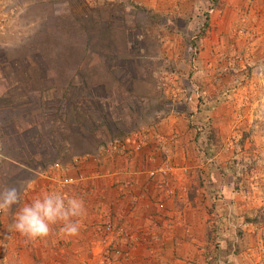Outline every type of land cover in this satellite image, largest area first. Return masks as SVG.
<instances>
[{"label":"rangeland","instance_id":"374dc122","mask_svg":"<svg viewBox=\"0 0 264 264\" xmlns=\"http://www.w3.org/2000/svg\"><path fill=\"white\" fill-rule=\"evenodd\" d=\"M40 177L34 199L85 201L78 261L145 264L171 236L213 264H264V0H195L184 17L0 0V190L22 201Z\"/></svg>","mask_w":264,"mask_h":264},{"label":"crops","instance_id":"0c3cea01","mask_svg":"<svg viewBox=\"0 0 264 264\" xmlns=\"http://www.w3.org/2000/svg\"><path fill=\"white\" fill-rule=\"evenodd\" d=\"M121 0H102L105 5H110L111 8L114 6L115 3H119ZM128 1L130 4H143L146 6H155L156 9L162 11H169L170 14L173 16L175 13L181 17H184L187 13L191 14V5L194 4L195 0H124ZM176 2L179 3V6L176 7ZM185 6L187 8H185ZM181 11V12H179ZM255 13V11L253 10ZM181 13V15H180ZM228 18L225 22L226 25H231L233 23L232 17L230 16L235 15L233 11H230L229 14L227 13ZM113 20V19H112ZM160 132L159 136L164 137L166 136L169 131L170 124L169 122H162L157 124ZM163 129V131H162ZM152 130V129H151ZM154 131V130H153ZM152 131V132H153ZM156 132V131H154ZM153 132V133H154ZM162 132V133H161ZM138 169V168H137ZM139 170V169H138ZM144 171V170H143ZM142 171H138L133 174L132 179L138 178L137 188L139 189L142 185L143 181L141 180L144 178V174L141 173ZM42 177L35 178L25 183L27 190V195L25 196L26 199L20 201V206L17 205L16 208L13 210L10 209L8 212H12L11 216L7 215L6 210H0V264H51L52 259L51 255H64L69 254L71 259L69 260L70 264H88L87 260L85 261H78V256L81 257L82 255L85 256L86 253L82 252L86 246L84 240H82V236H74V237H66L61 234L59 230L58 224L53 226V232L46 238H37V239H30L26 236L21 235L17 232L14 227V220L16 213L18 212L19 208L22 207L24 204L31 203L34 199L33 197L38 195L37 190H42L41 185L39 182H42ZM37 191V192H36ZM35 194V195H34ZM105 195H107L105 193ZM111 196V190L108 191V197ZM29 199V200H27ZM235 202V201H234ZM153 210V209H152ZM182 219L186 221L187 214L184 212ZM9 216V217H8ZM224 216V215H223ZM187 222L191 224L192 218L187 219ZM197 232V231H196ZM202 233L198 232V234H190L188 232L185 233L187 239L192 242L195 237H199L202 239ZM171 236L165 237L161 239L163 241L162 246H157L154 249V254L151 253V256L146 257L145 264H213L215 261L212 260L209 262L211 258L208 254L201 256L203 254V249L197 247H190L188 246V241H179V239L172 238V241H165ZM31 240V241H29ZM178 241L177 243L175 241ZM160 242V244H161ZM168 244H167V243ZM199 244V243H198ZM141 255V254H140ZM148 255V254H147ZM60 257V262H55L54 264H68L66 263L67 260ZM76 259H74V258ZM205 257H207V263L205 262ZM237 259V257H236ZM218 261V260H217ZM40 262V263H39ZM86 262V263H84ZM223 261L221 260V263ZM142 264V261L138 262Z\"/></svg>","mask_w":264,"mask_h":264},{"label":"clouds","instance_id":"9594fccd","mask_svg":"<svg viewBox=\"0 0 264 264\" xmlns=\"http://www.w3.org/2000/svg\"><path fill=\"white\" fill-rule=\"evenodd\" d=\"M21 193L17 187L5 186L0 190V210H9L19 205ZM87 214L85 201L77 195L63 192H45L31 203L24 204L16 213L13 227L30 239L46 238L59 224V232L66 237L78 236L82 227L81 218ZM234 258L229 257V260Z\"/></svg>","mask_w":264,"mask_h":264},{"label":"trees","instance_id":"16d2710c","mask_svg":"<svg viewBox=\"0 0 264 264\" xmlns=\"http://www.w3.org/2000/svg\"><path fill=\"white\" fill-rule=\"evenodd\" d=\"M125 63H126V61H125ZM125 63H122V65L125 64ZM71 85H73V84H70V86H71ZM73 86H74V85H73ZM77 90H78V89H77ZM88 93L91 94V93H92V89L89 88ZM91 95H92V94H91ZM103 95H105V94H103ZM90 97H91V96H90ZM95 97L97 98V95H95ZM107 97H108V95L106 94L104 99H106ZM102 99H103V98H102ZM68 101H69V100H64V102H68ZM72 102L74 103L75 101H73V99H71V100L68 102L69 105H70ZM95 104H96V102H95ZM69 116H70V115H69ZM69 116H67V117L69 118ZM68 123L73 124V122H72V121H69V122H66V124H65V125H67L68 127L71 128V125L68 124ZM71 129H72V128H71ZM71 129H70V132H72ZM68 130H69V129H68ZM31 143H32V147H33V148H37V145H38L39 141H38V142L36 141L35 143H34V142H31ZM36 143H37V144H36ZM50 143H51V144H50ZM50 143H49V141H48V144H50V147H54L53 142H50ZM51 145H52V146H51ZM37 153H38L39 155H41L40 152H37Z\"/></svg>","mask_w":264,"mask_h":264},{"label":"built area","instance_id":"2783aa9c","mask_svg":"<svg viewBox=\"0 0 264 264\" xmlns=\"http://www.w3.org/2000/svg\"><path fill=\"white\" fill-rule=\"evenodd\" d=\"M149 174L151 175V174H152V172H149Z\"/></svg>","mask_w":264,"mask_h":264}]
</instances>
